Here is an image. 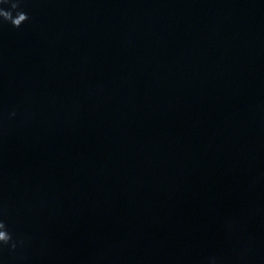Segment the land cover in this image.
<instances>
[{"label":"water","instance_id":"water-1","mask_svg":"<svg viewBox=\"0 0 264 264\" xmlns=\"http://www.w3.org/2000/svg\"><path fill=\"white\" fill-rule=\"evenodd\" d=\"M0 10V264H264V0Z\"/></svg>","mask_w":264,"mask_h":264},{"label":"clouds","instance_id":"clouds-1","mask_svg":"<svg viewBox=\"0 0 264 264\" xmlns=\"http://www.w3.org/2000/svg\"><path fill=\"white\" fill-rule=\"evenodd\" d=\"M2 2L7 3V0H2ZM11 7L15 9L18 7V4L13 3ZM0 17H2L3 20L6 22H10L14 28H18L24 21H26L27 14L23 12H19L17 13L16 17L13 18L10 12L0 10ZM4 229H5V224L3 222H0V244L6 245L11 240V235ZM14 246L15 245H13V247Z\"/></svg>","mask_w":264,"mask_h":264}]
</instances>
